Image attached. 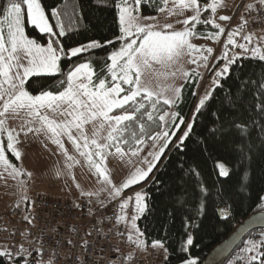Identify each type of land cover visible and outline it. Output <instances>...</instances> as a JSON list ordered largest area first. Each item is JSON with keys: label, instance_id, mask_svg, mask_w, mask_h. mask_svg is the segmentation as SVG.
Here are the masks:
<instances>
[{"label": "snow or ice", "instance_id": "6c2138e0", "mask_svg": "<svg viewBox=\"0 0 264 264\" xmlns=\"http://www.w3.org/2000/svg\"><path fill=\"white\" fill-rule=\"evenodd\" d=\"M144 2L117 0L115 7L118 10L119 35L115 39H88L66 48L62 40L68 38L67 33L71 31V25L66 26L62 19L68 15L66 10L52 8L50 15H47L39 0H0V136L6 135V141L0 142V162L6 171L10 169V174L14 176L23 175L20 169L10 163L7 155L11 153L13 157L20 158L17 147L19 132L25 135L33 132L49 135L51 142L62 150L66 159L74 161L75 157L68 153L61 140V137L66 136L79 155L95 169L97 178H102L109 198L115 200L122 197L124 190L149 182L154 169L164 159H170L169 153L177 154L180 169L186 176L200 177L197 168L185 167L184 154L188 151L189 142L198 147L203 146L204 151L209 147H218L240 159L245 156L250 158L257 139L264 149V70L244 80L237 77L236 84L229 85L226 94L218 98V103L212 104L215 93L224 88L223 81L231 76V68L237 61L247 59L264 64V43L254 40L250 32H245L249 21L241 17L237 27L226 30L222 22H230L233 17L218 14L219 0H171L170 8L169 0H161L163 6H157L156 10L177 17L176 22L182 24L183 28L176 30L171 22L162 26L146 22L154 21L156 17L140 14ZM258 3L264 8V0H258ZM247 10L249 13L260 11L251 4ZM25 18L28 24L47 37L46 46L26 35ZM198 26H203L205 30H198ZM208 26L211 31L207 30ZM224 34L227 37L224 44L226 50L219 58L224 63L215 70L209 89L199 95L198 100H193L194 107L189 110L190 115L182 113L180 105L184 99V87L199 76L196 69L188 72L178 68L168 73L175 78L179 72L185 81L179 86L165 85L154 89L142 79L154 64L172 68L185 54L196 53L199 61L192 59L190 62L200 67L202 61L203 67L207 68L213 49L197 48L191 39L203 37L217 40ZM237 37L241 42H237ZM116 43L120 44L119 48H115ZM108 45L113 46L114 50L106 57L102 76H97L91 62L76 64L66 73L63 71V59L71 61L81 54ZM57 74L64 76L60 81V90H42L37 95L27 90L31 77H55ZM197 95L193 92L194 97ZM42 110H50L53 114L71 119L56 121L42 114ZM21 112L31 119L21 125L19 132L7 127L9 115L17 116ZM206 113L209 123L203 124L200 118ZM35 121L39 122V127L32 126ZM90 123L94 129L91 139L84 131V125ZM198 127L200 131H197ZM73 128L78 136L73 135ZM105 132L106 135H102ZM101 139L103 143L99 142ZM148 143L152 146L148 152L150 159L141 158L140 154ZM112 150L122 159L128 157V163H132V157L141 159L144 166L134 167L127 178L117 185L99 163ZM216 168L219 177H230L225 162H218ZM151 182L159 184L154 179ZM228 194L221 185L217 195ZM87 195L92 196L93 193ZM211 195V189L199 179L193 181L191 190L181 187L174 194V208L169 215L183 213L185 229V238L177 249L178 264H197V259L183 254L188 253L194 245L192 229L200 227L193 217H201ZM131 199L121 200V215L116 216L117 223H129L124 211L129 208ZM145 199L143 190L135 193V214L130 221L129 241H133V233L137 239L143 235L136 221L147 208ZM260 200L264 201V196ZM152 247L164 251V262L168 264L169 251L165 240H153ZM240 252L241 255L236 259L243 264H264V232L260 234L259 240L246 241ZM26 255L31 253L23 248L15 255L11 251H0V264H19L16 257L23 259ZM23 264L32 262L24 259ZM82 264H88L87 260Z\"/></svg>", "mask_w": 264, "mask_h": 264}, {"label": "trees", "instance_id": "16d2710c", "mask_svg": "<svg viewBox=\"0 0 264 264\" xmlns=\"http://www.w3.org/2000/svg\"><path fill=\"white\" fill-rule=\"evenodd\" d=\"M39 1L47 15H50L52 8L67 11V17H62L66 26L71 25V31L67 33L68 38L62 40L66 48L77 46L78 43L86 42L88 39L104 41L115 39L119 35L118 10L115 7L117 0ZM157 6H163L161 0H145L140 13L142 15L155 14L158 12L156 10ZM74 8L75 12L73 11ZM52 22L54 23V21ZM198 30L204 31L205 29L203 26H198ZM207 30L211 31L210 26ZM26 33L43 45L47 43V37L27 22ZM119 46V43L115 44V48ZM113 50V46L108 45L92 50L90 53L81 54L71 61L65 58L62 60L63 71L66 73L68 69L76 64L91 62L97 76L100 77L103 74L106 57ZM223 62V60L217 59L211 66L209 74L211 75ZM262 70H264V64L258 61L247 59L237 61L231 68V76L223 81L224 88L215 93L212 104L216 105L218 103V98L226 94L229 85L236 84L237 77L244 80ZM63 79L64 76L60 74L55 77H31L30 82L27 83V90L30 94H38L42 90L57 91L61 89L60 81ZM192 83L190 82L184 87V99L180 105V111L188 115H190L189 110L194 107L193 100H195ZM117 114H119L118 111ZM200 119L203 124L209 123L207 113ZM197 131H200V127L197 128ZM5 141V137L2 136V142ZM7 155L10 162L17 167L16 157H13L11 153ZM184 155L185 167L194 166L199 170L200 177L189 178L186 176L180 169L177 154L173 152L168 154L170 159H164L158 165V168L154 169L151 179L158 181L159 184L152 183L150 179L149 182H142L137 185L146 194L147 208L136 221L138 228L143 233L144 244L138 246L136 242H133L136 244L137 250H140L151 246L153 240H165L169 251L168 264H178L177 249L181 246L182 239L185 238L183 235L185 232L182 221L183 213L177 212L174 216L169 215L174 208V194L179 188L188 187L191 190L193 181L199 179L207 184L212 191V195L208 198L207 207L201 217H193L195 223L199 224L200 227L192 229L194 245L188 253L183 254L197 259V264L248 215L257 211H264L263 201L260 200V197L264 195V149L260 147L259 139L256 140L250 158L245 156V158L240 159L236 155L225 153L218 147H209L207 151H204L203 146L198 147L191 142H189L188 151ZM218 160L225 162L228 166L230 177L218 176L215 166ZM221 185L228 191V195H217ZM137 186L128 189L127 192ZM238 192L241 194L237 195ZM31 202L26 201L25 206L22 208L26 214L31 207ZM262 232H264V229L259 228L247 234L223 264L245 243L247 238L259 240ZM17 260L19 264H23L24 259L20 257ZM160 264H165L164 260Z\"/></svg>", "mask_w": 264, "mask_h": 264}, {"label": "rangeland", "instance_id": "374dc122", "mask_svg": "<svg viewBox=\"0 0 264 264\" xmlns=\"http://www.w3.org/2000/svg\"><path fill=\"white\" fill-rule=\"evenodd\" d=\"M209 2H211V0H209ZM250 4L253 5L254 9L259 5L258 0H219L218 14L232 16L233 9L231 8L232 6H234V9L237 10L238 17V15L243 14L244 12H248L247 6ZM168 7H172L171 0L169 1ZM188 14L191 13L189 12ZM142 16L156 17V20L154 21H146L148 23H158L162 26L166 22H171L176 30H182L183 28L182 24L176 22L177 17L168 16L167 13L157 12L152 15ZM183 18L184 17H180L179 19ZM236 23L233 22L230 23V25L235 26ZM222 26L227 27L228 22H224V25L222 24ZM26 35L28 36L27 33ZM226 39L227 37L224 34V36L222 35L217 40L193 38L191 39V43H193V45L196 47L198 46V43H200L201 49H206L209 47L213 49V55L209 56L208 64V66H212L214 62L217 61V59L223 56L225 52L224 44L226 43ZM254 39L264 43V28L260 29L259 32L254 35ZM61 55L63 56V54ZM192 59H196L199 61V56L196 53H193L192 55L185 54L177 63V65L173 66L172 68H164L160 65L154 64L152 69L145 72V75L142 79L145 82L150 83L152 88L154 89L158 86L163 87L165 85L179 86L185 83L183 78L179 75V72L177 73V77L175 78H173L171 75H168V73L176 71L178 68L188 72L196 69V71L199 73V76L193 79L192 84L194 87V92L198 93V95L195 97V100H198L199 95H203L204 92L209 89L214 76L207 75L209 67H203L202 61H200L201 66L197 67L196 64L190 62ZM42 114H47L50 119L56 121L71 119V117L68 116L53 114L50 110H42ZM29 119L31 118L27 117L24 112H21L17 116H13L10 114L8 119L6 120V126L16 129L19 132L21 125H23L25 121ZM32 126L39 127L40 125L38 121H35L33 122ZM84 131L85 134L91 139L94 131L93 125L91 123L84 125ZM72 133L74 136L79 135L75 128L72 129ZM102 135H106V132L102 133ZM4 136L6 139V135ZM1 138L2 137H0V139ZM61 140L64 143L65 148L68 150V153L75 157L74 161H68L66 159L62 150L51 142L49 135H46L44 133L37 134L34 132L25 135L24 132H19V143L17 147L21 155L19 159L16 158L18 161V166L16 168L20 169L23 175L14 176L10 174L11 170L9 169L6 171L3 163L0 162V241L9 237L10 224L4 221L5 216L3 215L4 212L11 206H18L22 209L25 206L26 201L31 202L33 198L38 196L68 201H75L79 198H87L89 202L92 203V205H99L105 200L110 199L108 196V192L106 191L107 186L102 183V178H97L95 169L91 168L88 165L87 160L79 155V153L74 149L71 142L67 140L66 136L61 137ZM80 142L81 144H83V140H81ZM99 142L103 143L104 141L101 139L99 140ZM83 150L87 151L88 149ZM151 150V144H146L144 146V150L140 154V157L150 159V157H148V152ZM128 159V157H124L122 159L121 157L115 155L114 150H112V152H110L104 160L99 161V163L102 165V167L105 168L106 174L109 175L110 179H112L114 183L119 185L124 181V179L127 178L134 167L144 166L141 162V159L132 157V163H128ZM218 162H221V160H218L216 164ZM226 167L228 166L226 165ZM135 186L137 185H134L132 187ZM127 190L128 189L124 190V192L122 193L123 199H128L127 197H125ZM141 190L142 188L140 186H137L130 191H132L135 197V193ZM87 193H93V195L88 196ZM124 214L126 216V220L129 221V223H125L126 231L128 234L129 230H131V218L128 220V215L125 213V211ZM134 214L135 211L133 215ZM249 240L253 239L247 238L245 242ZM133 241L136 242L138 246L144 244L143 236L137 239L135 233H133ZM244 244L245 243H243V245L237 249V251L228 259L225 264H229V261H232V264H243V262L238 261L236 257L238 255H241L240 249L244 247ZM0 251H3L2 244H0ZM37 264H52V262L50 260H45L39 261Z\"/></svg>", "mask_w": 264, "mask_h": 264}, {"label": "built area", "instance_id": "2783aa9c", "mask_svg": "<svg viewBox=\"0 0 264 264\" xmlns=\"http://www.w3.org/2000/svg\"><path fill=\"white\" fill-rule=\"evenodd\" d=\"M255 9L260 11L244 12L241 16L249 21L245 32L252 35L264 28V8L258 5ZM232 17L226 30H232L230 23L238 20L234 8ZM237 42H241L239 37ZM125 197L132 198L125 209L130 219L135 211V197L132 191ZM121 199L92 205L87 198L73 203L38 196L33 198L27 214L13 206L4 217L10 224L6 250L15 255L19 249H26L31 255L23 259L32 263L50 260L52 264H82L86 259L88 264H160L165 255L162 249L147 246L137 250L136 244L129 242L124 224L117 223Z\"/></svg>", "mask_w": 264, "mask_h": 264}, {"label": "water", "instance_id": "95a60500", "mask_svg": "<svg viewBox=\"0 0 264 264\" xmlns=\"http://www.w3.org/2000/svg\"><path fill=\"white\" fill-rule=\"evenodd\" d=\"M259 228L264 229V211L251 213L243 219L199 264H223L245 236Z\"/></svg>", "mask_w": 264, "mask_h": 264}, {"label": "crops", "instance_id": "0c3cea01", "mask_svg": "<svg viewBox=\"0 0 264 264\" xmlns=\"http://www.w3.org/2000/svg\"><path fill=\"white\" fill-rule=\"evenodd\" d=\"M170 1V0H169ZM234 8V6H232V8L231 9H233ZM241 16H242V14H240L239 15V19H238V21H237V24L236 25H238L239 23H240V18H241ZM222 24L224 25V22H222ZM253 37H254V35H253ZM195 39V38H194ZM197 39V38H196ZM200 43H198V48H200ZM220 49V48H219ZM226 50V49H225ZM0 137H2V136H0ZM5 137V136H4ZM0 141L2 142V138L0 139ZM81 198H79V199H77V200H75V201H70V202H73V203H76L77 201H79ZM7 211V210H6ZM5 211V212H6ZM5 212H4V214H5ZM4 216V215H3ZM124 223V222H123ZM125 224V223H124ZM9 233H10V228H9ZM9 238V237H8ZM8 238H6V239H2L1 241H0V244H2V246H3V251H5V247H6V241L8 240Z\"/></svg>", "mask_w": 264, "mask_h": 264}]
</instances>
